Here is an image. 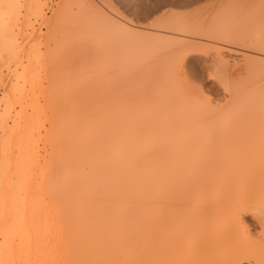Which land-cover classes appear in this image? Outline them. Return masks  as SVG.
Masks as SVG:
<instances>
[{"label":"bare ground","instance_id":"obj_1","mask_svg":"<svg viewBox=\"0 0 264 264\" xmlns=\"http://www.w3.org/2000/svg\"><path fill=\"white\" fill-rule=\"evenodd\" d=\"M25 4L0 0V45L9 51ZM117 19L105 22L123 48L130 50L147 37V30ZM221 25H213L208 37L218 39L222 32L229 37L226 41L230 39ZM172 28L192 31L187 23ZM151 36L149 43L147 38L140 42L148 47L134 48L140 56L124 49L130 53L120 59L125 71L116 91L93 92L94 106L89 105L92 97L86 99L79 137L62 157V169L57 166L59 176L49 172L50 200L38 201L35 207L34 227L42 243L33 264H264V78L252 75L250 86L231 91L233 106L219 109L191 91L170 66L141 64L160 42H151ZM231 39L238 45L246 40ZM149 46L152 51L147 53ZM221 55L216 51L221 61L216 62L224 63ZM140 65L138 78L132 77L133 68ZM33 152L30 157L39 162ZM24 156L18 165L21 173L23 163L33 160ZM6 162L0 165V175ZM248 216L260 223L259 231L252 230Z\"/></svg>","mask_w":264,"mask_h":264},{"label":"rangeland","instance_id":"obj_2","mask_svg":"<svg viewBox=\"0 0 264 264\" xmlns=\"http://www.w3.org/2000/svg\"><path fill=\"white\" fill-rule=\"evenodd\" d=\"M28 1L21 9V15L17 16V26L13 27L12 38L17 41L16 45L14 41V46L10 43L11 52L5 45H0V165L8 163L6 168L2 166L6 170L1 172L3 176L0 175V264H33L37 260L42 238L34 227L37 225L35 207L38 201L50 200L51 195L48 194L52 189L46 181L52 173L54 177L56 174L59 176L61 159L68 153L67 148L73 145L71 142L79 137L78 124L83 108L89 103L85 101L93 96V92L104 89L113 92L119 88L120 76L125 71L120 59L127 58L126 54L136 50V45L146 47L147 44L140 42L145 43L148 39L149 43L148 36L153 35L151 42L154 39H160V42L151 43L152 47L158 46L157 50L152 51L151 46L145 50L154 52L149 56L145 52L148 57L140 58V52L136 51L138 59H145L141 64L170 66L176 74L182 75L191 91L209 99L219 109L233 106V101H229L231 91L250 86L252 75L264 78V65L259 64H264V0H37L40 5L36 0ZM30 8L35 10L31 12ZM117 18L147 30V39H139L140 42L135 47L132 44L130 50L128 46L123 48L105 22L106 19ZM186 23L192 29L191 33H180L172 28ZM222 23L231 38H245L247 43L241 41L238 45L232 43L231 38L228 43L226 38L229 37L223 36L222 32L220 37L216 35L218 39L209 38L210 28L222 26ZM250 38L256 40L248 42ZM182 47L185 50H181ZM126 48L130 52L124 50ZM218 50L222 53L220 59H225L224 63L216 62L219 61L215 56ZM131 53L136 55L135 51ZM253 61L259 63L253 64ZM134 68L132 77L138 78L142 66ZM92 98L89 105L94 106L96 102ZM14 120H18L17 123ZM29 128L34 129H30L31 134H27ZM29 142L34 148L29 146ZM29 148L33 154L37 153L41 164L32 158ZM21 150L24 153L21 154ZM22 155L36 160L34 163L33 160L28 161L26 166L31 168L30 172L23 163L25 170L21 173ZM37 162L42 169L37 168ZM46 172L51 174L47 177ZM251 218L248 216L247 220L252 230L259 231L260 223Z\"/></svg>","mask_w":264,"mask_h":264}]
</instances>
